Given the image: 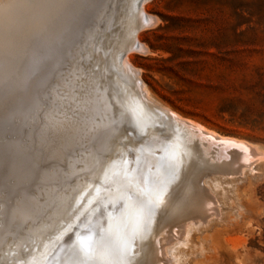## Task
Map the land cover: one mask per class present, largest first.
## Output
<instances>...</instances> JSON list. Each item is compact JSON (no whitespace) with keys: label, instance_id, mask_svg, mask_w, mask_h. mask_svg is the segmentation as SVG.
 <instances>
[{"label":"rangeland","instance_id":"rangeland-1","mask_svg":"<svg viewBox=\"0 0 264 264\" xmlns=\"http://www.w3.org/2000/svg\"><path fill=\"white\" fill-rule=\"evenodd\" d=\"M93 1L86 0L87 3L82 4L83 23L76 30L71 29L70 36L77 31L76 36L66 43L58 71H49V55L48 62H43L41 57L33 59L26 52L11 53L8 56L12 62L18 59L20 70L14 75L16 83L6 88L2 85L9 75H3L0 68V163L6 155L10 158L12 180L21 185L34 171L40 175L39 182L27 184L30 195L20 192L14 196L11 209L0 217L1 249L10 242L24 244L34 234L32 225L39 229L45 227L48 222L42 217L51 215L50 203L59 193L61 181L74 171L82 170L88 156L86 148L77 147L88 142L85 132L79 129L90 131L93 125L82 123L84 118L90 120L86 104L95 97L100 98L101 93L110 94L102 86L103 79L91 75L90 68L97 56L106 58L103 47L106 36H112L113 29L120 24L115 19L117 11H111L110 7L121 5L122 12L126 9L125 0H100L98 8L93 7ZM143 10L155 21L151 20L138 31L137 39L142 42L144 51L130 52L129 61L136 68L142 86L145 85L147 101L150 99L148 102H152L163 120H168L165 114L173 113L194 120L220 136L234 138L237 141L233 142L239 145L236 151V143L225 147L226 152L233 153L228 154L233 155L231 160L225 157L227 153L220 159L206 160L201 174L207 177L198 173L196 178H199L196 189L203 186L200 189L205 191L201 197L203 193L207 195L203 199L208 209L201 210L208 211V215L201 213L206 219L194 216L181 220L179 225L188 222L182 231L172 234L176 227L168 231L176 235L174 238L170 234H165L167 238L159 236L152 264H264V0H148ZM97 28L101 33L92 37ZM33 46L39 51L44 44L35 46L34 43ZM38 85L43 87L38 88ZM161 112H165L164 115ZM103 115L115 120L121 117L114 110ZM169 116L173 121L172 115ZM70 122L75 125L71 126ZM46 125L53 128V133L42 139L41 129ZM163 127L159 125L160 129ZM140 135L136 133L129 138L152 140ZM216 143L220 144L214 141L210 150L218 151ZM251 146L262 155H252ZM244 151H249V155ZM245 156L249 161H245L248 160ZM229 160L232 165L227 163ZM70 178L66 179L69 187H75L82 180L78 176ZM208 195L215 202L210 201L213 198ZM206 197L210 199L207 201ZM58 203L54 201V205ZM210 206L218 211L212 214ZM33 218H37L34 224ZM179 233H183L181 239ZM158 255L161 258L163 255L164 263L160 258L157 261ZM11 260L12 257L0 258V264Z\"/></svg>","mask_w":264,"mask_h":264},{"label":"bare ground","instance_id":"bare-ground-1","mask_svg":"<svg viewBox=\"0 0 264 264\" xmlns=\"http://www.w3.org/2000/svg\"><path fill=\"white\" fill-rule=\"evenodd\" d=\"M137 1L138 0H125L126 9L123 12L121 10V5L120 7L118 5L110 7L111 11H117L115 19L117 22L119 21L120 24L118 26H115L112 36H110L109 34V32L112 31L111 28L109 32L107 31L109 34L108 36H106L105 32L104 36H106V39L104 41L103 47L106 50V58L97 56V58L94 60V66H92V68H90L91 66L89 67L92 71V74L90 73L91 75H99V77L103 79L102 86L105 88V91L109 90L110 94L108 95L107 93H101L100 98L95 97L86 104L89 111L87 112V114H91L89 117L90 120H87L88 118H84L82 119V123H84L85 125L87 123L93 124L97 116H100L104 112H111L112 110H114L116 112V115H121L118 120H115V124L113 125V127L115 128V135L113 138L102 141L97 139L91 131H87L86 129L83 130L84 128L79 129V131H84V137L88 138V142L85 143V145L87 144V147H85L84 144H79L77 146L80 150H84L85 148L87 149L86 153H88V156L85 159V164L82 167L83 169L80 170L81 168H77V170L79 169V172L74 171L71 175L65 176V178H63V180L61 181V188L59 187V193L55 196L54 199V201H59L58 205H54V201L51 202V215H43L42 217V220L48 223H46L45 227L42 226L41 229L32 225L31 228L34 231V234L29 236V238L23 244L25 247H28L31 250L29 253H23V257L34 258L36 264H78L77 255L66 247V245L75 238V231L70 232L64 238L63 243L55 241L57 231L62 227H68L69 225L74 226L76 231H80L81 229L85 228V226L88 224L89 219L93 224L98 222L99 214H96L95 216L91 215L92 206L89 205L88 201L96 195L95 188L101 186L105 174L107 173L110 178H114L117 181L124 182V169L130 167L131 169H134L136 171H132L129 173V179L135 178L142 183V173L146 171L150 165H155L157 161L165 155V153L161 150L167 148L178 155V158L182 161V166L179 171V179L170 188L164 203L161 205L152 221L149 238L145 243L143 251L141 252L140 258H144L149 262V264H152V257L154 258L153 261L155 260V254H153L155 241L156 239L160 240L159 236H163L165 234L169 236L170 232L168 233V231H172L171 228L173 227L176 228L175 230L173 228L174 231H172V234H174V232H180L179 230L182 231V227H184L183 225L186 226L188 222L186 221L184 223L183 221L182 223L184 224L179 225V221L181 220L193 218L194 216H200L201 218L203 217L204 219H206L205 217L206 215H208V211L206 213V211L203 212L201 210L208 209L205 207L206 204L203 199L204 196L207 195L203 193V198L201 197L202 192H205L203 190L204 188L200 189L203 187L202 185V187L196 189V184H198L197 181L199 180V178L198 180L196 179L197 174L200 173L199 175H204L203 173L201 174V172L205 170V164H207L206 160L212 157H218V159H220L223 157V155H225V153H227V155H225L227 159L230 158L231 160V156H233H228L229 153L226 152L225 147L231 145L232 142L236 139L234 140L233 138L232 140L231 137L228 138L220 136L214 131L199 125L200 123H195L194 120H188L173 113L169 114L172 115L174 119L173 121L168 114H165L168 117V120H163L162 117H160L159 112H157L154 109V106L151 105L152 102L151 104L148 102L150 101V99L147 101L148 92H144L145 88L143 89V87H145V85L143 83L142 86V82L139 81V76L136 68L129 61V53L132 51H144L142 42L138 41L137 39V33L141 28H144L146 25H148L151 20H155L143 10L145 3L142 2L141 5L138 6ZM84 2L87 3L86 0H2L0 2V58L2 59L3 57L2 61L0 60V68L1 72L3 71V75H9V78L4 80L5 85H2V87L4 86L7 88L8 85L13 86V84L16 83L17 78L14 75L16 74L17 69L20 70V68L17 67V58L15 60L13 59L12 62L11 56H8L11 53L16 54L19 51L26 52L27 55L31 54L30 57H32L33 59L41 57L40 60H42L43 62H45V60H47V58L50 56L49 63L47 64L48 68L50 67L49 71L54 72L59 70V67L62 63L61 58L62 56H64L63 54L66 51V43L68 41L70 42L71 39H73L72 37L76 36L77 31H75L74 36H70V31L71 29L76 30L79 27V24H81L82 22V4ZM100 2V0H94L91 4H93V7L94 4H96V8H98L101 4ZM123 2L124 1H122V3ZM119 3L121 2L119 1ZM151 16L153 17V15ZM100 33L101 29L97 28V30L93 32L92 37H96ZM102 34L104 33L102 32ZM136 40L138 42V47L134 48V43ZM34 43L35 46L41 44H44V46L41 50L36 51V49H34L36 47L33 46ZM53 55L56 56L55 60H52L51 58ZM46 62H48V60ZM85 85H87V83ZM148 96H150V94ZM83 97H85V95ZM151 97L152 96H150V98ZM100 102L101 104H99ZM166 109L168 110V108ZM166 109L164 111L167 113ZM165 112H161L160 114H163ZM166 116L164 118H166ZM160 124L164 125V127L161 129L159 128ZM23 125L22 127H24ZM72 125H75V123H71V126ZM74 128L76 127L74 126ZM58 129H60V127ZM155 129L165 133L168 140L164 141L162 138H160L159 133ZM180 129L183 130L181 131ZM129 133H132V135L136 133H145V135L149 136L150 138L152 137V143L146 142L147 140L130 139L129 137L131 135ZM217 140L220 142L219 145L216 143L219 147L218 151L215 152L214 149L210 150L212 147V143ZM240 142L241 141L239 140V143ZM242 142L245 145V142L243 140ZM233 143H236V146L234 147V151H236V147L239 145L237 142ZM246 144H248V142H246ZM215 145L213 146L214 148ZM254 146H251L250 148V151H253L252 155H254V153H256V156L262 155V153L260 154L256 150V152H254ZM247 147L245 146L246 149H248ZM248 152L244 151L243 153ZM137 156L139 157V163H137ZM248 157L245 156V158ZM245 158L243 157V159ZM252 158L253 157H251V159ZM122 160H128L129 165H123ZM224 160L227 161L226 158ZM230 160L227 163L231 164ZM233 161L234 160L232 159V164ZM245 161H249V158ZM236 167H238L237 162ZM156 171V169H153V175L156 174ZM228 171L231 172V169H228ZM74 176L82 177V180L76 186L74 185L75 187H69V180L66 179H71L70 177L73 178ZM203 179L206 180V178ZM200 180H202V178H200ZM203 184L207 185V183ZM116 187V183H113L110 179L109 182L104 185L102 194L106 196L108 190H111L115 194ZM205 189L207 190V188ZM47 193L49 194V192ZM89 193H91V195H89ZM40 197H42V195ZM209 199H207L206 197L205 200L208 201ZM210 201L215 202L214 198ZM203 205L205 208L203 207ZM208 206L209 205H207V207ZM216 207L218 209L217 203ZM212 208L216 209L215 207ZM212 208L211 206L209 207V210L210 212L212 211V214L218 211L215 210V212ZM202 212L206 213V215H202ZM73 213H75V215H73ZM118 214L119 213L117 211L116 215ZM209 215L211 214L209 213ZM76 216H80L79 221L76 219ZM200 217L199 219H201ZM37 218L32 219V224H34L33 221ZM195 220L196 218H194V220H190V222H193ZM175 224L177 226H175ZM182 234L179 233V238ZM166 235L165 237L167 238ZM174 236L172 235L173 238ZM168 238L169 240L171 239L170 237ZM49 241H51V243H49ZM13 243L14 244L10 242L4 249L0 248V258L4 259L6 257H12V260L6 264H16L17 259L22 255V249L18 247L19 244L17 242ZM158 256H156V258L159 262L160 260L158 258L162 259L163 255L162 258L161 255L159 257ZM166 259L167 256L165 260ZM162 260L164 263V259Z\"/></svg>","mask_w":264,"mask_h":264},{"label":"snow or ice","instance_id":"snow-or-ice-1","mask_svg":"<svg viewBox=\"0 0 264 264\" xmlns=\"http://www.w3.org/2000/svg\"><path fill=\"white\" fill-rule=\"evenodd\" d=\"M96 7L94 4V8ZM42 87L43 85H38V88ZM114 124V118H106L101 114L95 118L90 131L103 141L114 137ZM52 130L48 125L42 128V139H46ZM161 151L165 155L142 173V183L135 178L129 179V173L136 171L130 167L124 169V182L105 174L101 186L95 188L96 195L88 201L92 206L91 215L99 214L98 222L93 224L89 219L88 224L80 231H76L72 225L57 231L55 241L59 243H63L64 238L75 231V238L66 247L77 255L78 264H149L146 259L140 258L141 252L149 238L152 221L170 188L179 179L182 166V161L175 152L167 148ZM122 164L129 165V161L122 160ZM12 168V162L6 155L0 163V217L5 216L11 209L14 196H18L20 192L30 195L27 184L40 180L39 173L34 171L23 185L15 183L12 180ZM153 169L157 170L155 175ZM110 179L117 185L115 194L108 190L105 196L102 189ZM76 219L79 221L80 216H76ZM18 247L22 249V255L16 264H36L34 258L23 257V253L31 251L28 247L23 244Z\"/></svg>","mask_w":264,"mask_h":264},{"label":"water","instance_id":"water-1","mask_svg":"<svg viewBox=\"0 0 264 264\" xmlns=\"http://www.w3.org/2000/svg\"><path fill=\"white\" fill-rule=\"evenodd\" d=\"M147 1H148V0H138V1H137V4H138V6H140L142 2L146 3ZM137 47H138V42H137V40H136L135 43H134V48H137ZM122 55H123V54H122ZM156 126H158V125H156ZM155 130H156V129H155ZM156 131H157V130H156ZM158 133H159V136L162 137V139H163L164 141H167V140H168V138H166V136L163 135L160 131H159ZM129 134L132 135V133H129ZM144 136H145V133H142V134L140 135V137H144ZM146 142L152 143L151 139H147Z\"/></svg>","mask_w":264,"mask_h":264}]
</instances>
